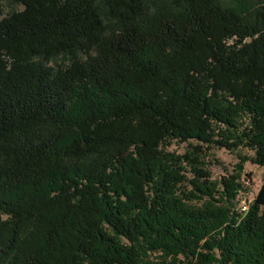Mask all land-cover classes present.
Listing matches in <instances>:
<instances>
[{"label": "trees", "instance_id": "trees-1", "mask_svg": "<svg viewBox=\"0 0 264 264\" xmlns=\"http://www.w3.org/2000/svg\"><path fill=\"white\" fill-rule=\"evenodd\" d=\"M17 1L0 20V264H264V177L239 207L243 164L264 167V1L180 0L145 23V0ZM212 147L253 155L214 180Z\"/></svg>", "mask_w": 264, "mask_h": 264}, {"label": "rangeland", "instance_id": "rangeland-1", "mask_svg": "<svg viewBox=\"0 0 264 264\" xmlns=\"http://www.w3.org/2000/svg\"><path fill=\"white\" fill-rule=\"evenodd\" d=\"M178 1L180 0H145V16L142 19V22L145 23L149 20H153L154 18L163 13L172 12V10H175V6L178 4ZM220 1L222 4L233 5L238 8L240 7L242 9H246L250 8L252 5H257L258 3L263 2L264 0ZM22 9L23 5H21L17 0H0V20ZM108 25L109 29L107 32H105L106 35H109L112 28L117 26V23L116 21L112 20L108 22ZM69 63L70 61L68 55H60L54 58L51 61L50 65L54 68H58L60 66H66ZM192 143L196 144L195 142ZM165 147L166 150L170 152H174L176 154H183L187 150L188 143H179L174 141L169 145H165ZM207 153L209 154L207 158V161H209L208 169L211 172L212 178L214 180H219L222 176L233 173L237 168V164L242 156L253 155V152L251 150L244 148L231 152L225 148L212 147L207 149ZM243 166V178L246 179L244 181L246 189L239 195V207L245 205V203H250L253 201L261 187L262 180L264 177V167L252 163L251 160L245 162ZM187 176L188 178H191L193 174L191 172H188Z\"/></svg>", "mask_w": 264, "mask_h": 264}, {"label": "built area", "instance_id": "built-area-1", "mask_svg": "<svg viewBox=\"0 0 264 264\" xmlns=\"http://www.w3.org/2000/svg\"><path fill=\"white\" fill-rule=\"evenodd\" d=\"M243 209L245 210L246 209V206H244Z\"/></svg>", "mask_w": 264, "mask_h": 264}]
</instances>
